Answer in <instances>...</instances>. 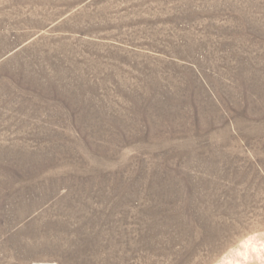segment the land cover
<instances>
[{
  "label": "rangeland",
  "instance_id": "374dc122",
  "mask_svg": "<svg viewBox=\"0 0 264 264\" xmlns=\"http://www.w3.org/2000/svg\"><path fill=\"white\" fill-rule=\"evenodd\" d=\"M264 220V0H0V264H208Z\"/></svg>",
  "mask_w": 264,
  "mask_h": 264
},
{
  "label": "clouds",
  "instance_id": "9594fccd",
  "mask_svg": "<svg viewBox=\"0 0 264 264\" xmlns=\"http://www.w3.org/2000/svg\"><path fill=\"white\" fill-rule=\"evenodd\" d=\"M208 264H264V220L249 217L207 257Z\"/></svg>",
  "mask_w": 264,
  "mask_h": 264
},
{
  "label": "bare ground",
  "instance_id": "6f19581e",
  "mask_svg": "<svg viewBox=\"0 0 264 264\" xmlns=\"http://www.w3.org/2000/svg\"><path fill=\"white\" fill-rule=\"evenodd\" d=\"M39 264V263H38ZM42 264V263H41ZM47 264H54V263H47Z\"/></svg>",
  "mask_w": 264,
  "mask_h": 264
}]
</instances>
